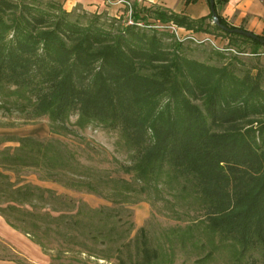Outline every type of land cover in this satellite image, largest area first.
<instances>
[{"label": "trees", "instance_id": "obj_1", "mask_svg": "<svg viewBox=\"0 0 264 264\" xmlns=\"http://www.w3.org/2000/svg\"><path fill=\"white\" fill-rule=\"evenodd\" d=\"M224 2L214 0L213 10L197 19L158 5L136 9L134 3V23L122 25L121 17L102 21L101 14L81 23L60 0H0V84L28 94L30 119L47 116L63 125L76 114L80 126L96 121L117 129L136 151L126 172L156 179L169 170L191 180L206 227L247 250L264 247V64L239 68L245 64L237 56L220 50L211 51L220 64L199 61L183 52L182 42L166 44L168 34L148 22L193 33L213 34V29L228 39L227 49L244 53L238 41L248 42L249 53L257 56L264 35L252 39L231 32L243 28L217 13ZM141 20L144 27L135 24ZM17 109L22 112V105ZM31 145L39 157L30 158L47 173L42 180L57 181L59 170L71 165V152L58 140L21 137L18 146L2 150L0 216L5 222L45 254L56 239L61 247L83 248L87 240H121L113 236L110 222L85 230L87 218L113 208H90L80 199L12 178L28 165L24 151ZM66 186L128 202L127 194L101 190L91 180L71 177ZM139 234L121 245L135 242L134 257L150 264L156 250L144 227Z\"/></svg>", "mask_w": 264, "mask_h": 264}, {"label": "rangeland", "instance_id": "obj_2", "mask_svg": "<svg viewBox=\"0 0 264 264\" xmlns=\"http://www.w3.org/2000/svg\"><path fill=\"white\" fill-rule=\"evenodd\" d=\"M125 1L133 9L134 3L136 9L156 6L136 0H111L110 9L100 13H90L78 6L72 11V18L85 23L91 16L101 14L102 21L112 18L118 21L117 18L121 17V24L125 25L132 13ZM148 22L149 26L168 34L164 35L166 44L174 40L182 42L183 52L199 61L220 64L211 54L212 50H220L228 57L237 56L245 64H240L239 68L252 66L257 61L259 65L264 64V48L260 47L258 55L254 56L249 53L250 43L238 41L239 49L245 52L237 53L233 48L227 49L228 39L221 37L219 31L211 29L213 34L193 33L171 23L162 24L153 19ZM139 23L144 27V21ZM27 96L25 91H16L14 86L0 84V153L8 147L18 146L19 138L31 137L39 141L58 140L73 158L71 165L59 170L57 181H44L42 178L47 173L35 166L34 159L30 158L39 157L31 145L24 151L28 165L17 174H11L12 178L80 199L90 208H113L101 216L87 218L85 230L98 226L101 221L110 222L116 228L113 236L123 238L107 244L87 240L84 248L76 244L61 247L56 239L48 244L45 254L27 235L11 228L0 216V264H140L141 260L134 257L135 242L127 248L121 244L138 237L141 227L145 228L149 244L157 253L150 264H264V247L243 250L234 240L206 227L202 202L191 180L174 176L169 170L163 171L156 179L126 172L136 159V151L117 129L104 128L96 121L80 126L76 123V114H71L63 125L52 122L47 116L30 119L25 110L28 108ZM21 105L22 112L17 109ZM71 177L91 180L101 190L127 194L128 202H121L119 198L123 196L116 197L117 203H114L111 198L68 188L66 184ZM129 224L132 228L127 233ZM79 242L84 241L79 238ZM103 256L108 258L103 259Z\"/></svg>", "mask_w": 264, "mask_h": 264}, {"label": "crops", "instance_id": "obj_3", "mask_svg": "<svg viewBox=\"0 0 264 264\" xmlns=\"http://www.w3.org/2000/svg\"><path fill=\"white\" fill-rule=\"evenodd\" d=\"M60 1L63 8L69 12L80 6L82 9L90 13H100L104 10H109V4H111V0ZM136 1L147 5L150 3L162 8H168L176 13H183L193 19L206 16L210 12V5L207 0H195L189 3H186V0ZM216 9L217 13L221 15L228 24L235 27H242L254 34L264 35V0H226V2L218 4Z\"/></svg>", "mask_w": 264, "mask_h": 264}, {"label": "water", "instance_id": "obj_4", "mask_svg": "<svg viewBox=\"0 0 264 264\" xmlns=\"http://www.w3.org/2000/svg\"><path fill=\"white\" fill-rule=\"evenodd\" d=\"M209 3H210V10H213L214 0H209ZM213 18H214L213 22L218 24L216 13H214V17ZM230 31L234 32V33H237V34L245 35V36H247L249 38H252V39H258L257 34H254L253 32L248 31V30L235 28V29H232Z\"/></svg>", "mask_w": 264, "mask_h": 264}, {"label": "built area", "instance_id": "obj_5", "mask_svg": "<svg viewBox=\"0 0 264 264\" xmlns=\"http://www.w3.org/2000/svg\"><path fill=\"white\" fill-rule=\"evenodd\" d=\"M119 2H121V1H119ZM124 3L127 4L129 7H131V6L129 5V2H128V1H125ZM130 9H131V8H130ZM133 23H134V21L132 20L131 15H130V16H129V19L127 20V24H133ZM135 24L138 25V26H141V24H140L139 22H135Z\"/></svg>", "mask_w": 264, "mask_h": 264}]
</instances>
